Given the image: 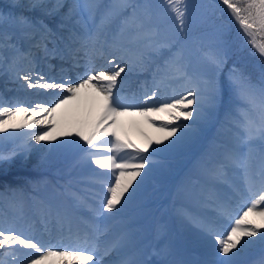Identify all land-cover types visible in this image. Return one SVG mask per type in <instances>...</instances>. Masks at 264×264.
Returning a JSON list of instances; mask_svg holds the SVG:
<instances>
[{"label":"snow or ice","instance_id":"obj_1","mask_svg":"<svg viewBox=\"0 0 264 264\" xmlns=\"http://www.w3.org/2000/svg\"><path fill=\"white\" fill-rule=\"evenodd\" d=\"M221 3L239 24L247 38L246 43L255 49L254 54L264 58V0H221ZM163 5L174 20L176 37L159 38L155 31L145 30L138 11L148 8L149 5L138 3L137 0H113L106 7L102 22L120 20L117 33L111 41L102 37L98 31L81 32L75 27L69 28L66 23L73 17H79L75 23L83 27V14L94 15L100 7L94 0H74L69 6L68 13L57 25L58 29L68 30L67 36L54 31L43 21L30 23L23 16L16 18L20 28L18 36L14 38L7 32L0 33V50L11 49L26 58L30 53H22L18 47V42L25 39L34 41L32 46L42 48L45 55H58L61 59L65 58V52H78L81 47L91 44L92 51L105 58L110 66L96 69L91 66L89 57L84 65V72L78 74L75 81L66 76L60 79L48 77L29 69L26 73L17 74L18 79L24 82L28 90H51L55 94L54 99L47 103L36 101L34 106H30L19 100L10 103L0 97V134L11 135L9 130H12L13 133L26 136L30 141L40 144L41 141H55L57 137L53 135V130L62 124L65 130H62L60 135L67 139L53 144L48 151L56 147L78 148L85 161H90L92 165L104 170L102 174L94 173L91 180V183L99 184L100 188L92 194L93 203L87 205L91 213L90 218L81 219L83 228L77 227L73 231L70 215L59 208H50L44 216L45 222L51 217L53 222L59 224L61 231L67 228L72 246L41 244L18 231L0 210V257H12L13 260L24 257L22 264H104V257L129 246L127 232L121 233L111 241H101L100 237L107 235L110 229L106 226L101 231L100 222L118 219V214L132 202L155 165L182 150L192 139L197 124L204 117L205 106L215 107L220 98L217 77L227 56L224 49L218 47L208 56L213 71L204 78L203 86L194 81L185 69L182 52L176 49L179 43L178 35L186 33L188 27L186 0H163ZM32 6L38 5L34 3ZM63 6L58 4L57 8ZM130 27L138 38L145 41L147 49L135 60L125 58L124 49L117 40V37ZM49 43L53 45L51 49L47 46ZM106 48L112 50L110 59L105 55ZM165 48L170 54L164 60L165 75L161 82L165 78L185 80L186 86L180 92L173 91L171 95L160 98L159 84H156L154 89L143 93L140 103L122 102V74L127 75L143 67L145 62L151 59V53L160 54ZM72 62L73 67L81 66L78 57L73 56ZM160 70L158 68V71ZM231 85L244 105L237 109L235 115L228 114L233 136L228 144L223 146L218 158L206 153L201 158L205 163L198 165L211 182L204 195L206 206L212 207L214 215L188 217V222L195 226L208 242V258L199 264H237V256L241 250L254 243L252 238H257L264 244V81L255 85L241 75L232 77ZM61 110H70L71 119L58 121L56 114ZM41 113L47 115H40ZM17 114H23L22 122H11ZM126 116L144 118V122L154 127L159 135H143L142 143L131 142L122 136L120 131L119 118ZM155 121L162 122L156 124ZM37 126L43 130H34ZM24 129L27 131H23ZM73 136L83 144L73 139ZM105 137L109 139H104ZM257 142L258 159L253 156ZM100 152L110 154L98 155ZM122 152L126 154L119 155ZM7 159L8 157L0 155V163ZM230 169L238 170L242 177L241 186L230 183ZM216 184H228L236 193V202L233 203V198L221 199L214 191ZM7 191L14 194L16 190L8 188ZM3 197L4 194L0 193V199ZM106 213L108 215H105ZM249 217H256L258 221ZM0 264H5L2 258ZM119 264L152 262L134 252ZM160 264L190 262L163 259ZM259 264H264V258H261Z\"/></svg>","mask_w":264,"mask_h":264},{"label":"rangeland","instance_id":"obj_2","mask_svg":"<svg viewBox=\"0 0 264 264\" xmlns=\"http://www.w3.org/2000/svg\"><path fill=\"white\" fill-rule=\"evenodd\" d=\"M34 1L37 2L36 4H38V7L41 6V4L43 2L53 1L54 3H53V8H52L53 10L52 11L59 13V12H61L62 9H65V11L62 12L64 14L63 17H65V15L68 13L67 9H69V6L74 3L71 0H34ZM68 1H71V2H68ZM103 1H105V0H103ZM201 1H202V5H204L209 0H201ZM12 2L16 6H18L22 3H25L26 0H0V11H1L0 13L3 14L4 11L11 13L7 7L11 8L10 6H11ZM80 2H83V0H80ZM137 2L141 3L140 0H137ZM159 2H162L161 4H163V1L160 0ZM98 3H99V0H98L97 4ZM58 4H63L64 6L57 8ZM193 7L202 8L203 6H200L198 4L196 6L193 5ZM155 9L156 10L161 9V10L158 12V14H155V13L151 14L150 11L152 10V12H153ZM97 10H100V8H98ZM144 12H147L146 16H144ZM225 13L227 14L226 11H225ZM138 14L141 16L143 14L144 18L141 20V22L144 25V29L147 31H155L157 33L158 37L160 36V33L163 32L164 29L174 26V20H172L171 14H169L166 11V7L164 5L154 6L149 11L146 10V8H142L138 11ZM6 17H7V15H3V17H0V33L3 30L12 31L13 29H16V30L20 29L18 24L16 23V21L8 23L9 22V20H8L7 23H4V20ZM161 17H162V19H161ZM45 19H42V21H44V23L46 22ZM154 19H157V21H158V22H156V24H157L156 27L149 28L150 23ZM27 20L30 23H36L39 21L38 19L31 20L30 18ZM75 21L76 20H73V18L71 19L72 23H75ZM56 24L58 25L57 22H56ZM75 28L78 29L79 27H75ZM112 35H114V34H112ZM189 42L191 43V41L189 39H187V40L181 39V40H179V43L176 45V47H179L181 49V52L184 55V57L188 58L187 62L189 64V67H188L189 74L192 77H194V81L199 82L201 84V86H203L204 78L207 77L211 71H213V68H212L211 64H209L206 61V59L199 52H196L194 44H192V43L190 44ZM137 48L138 47H136V51L137 52L140 51V48L138 50H137ZM137 55H138V53H137ZM126 57H127L126 59H130L132 56L128 54ZM135 57H136V55H134L132 57V60H135ZM108 58H111V56ZM136 71H134V72H136ZM12 76L14 77L15 74H13ZM217 78L219 81V79H220L219 74H218ZM153 83L155 84L156 82L154 81ZM228 85L229 84L226 82L224 84L221 83L219 85L221 87H224V89H226V94L230 92V88ZM12 87L13 86H11V88ZM154 88H155V86L152 89H154ZM220 90H221V88H220ZM173 91L179 92L178 89H176V88H174ZM159 93H161V90ZM171 94L169 93V90H165V96L171 95ZM22 95L21 96L24 99H26L25 101L27 102V104H31V106H34V102H36V99L29 98L28 96H26L25 89H24V93H22ZM225 98L229 100L228 102L230 105V109H227L228 106L226 104L223 105L219 102L216 103L215 107H209L206 105L205 109H204V113H205L204 117L197 124L196 131H195V134L193 135L192 139L187 143V145L182 150L179 151L180 153L177 156H175V154H174V155L168 157L167 159H165L162 163H157L155 165L154 170H153L154 173L156 170H161V171H163L162 169H165V170L161 173H155L156 176H154L153 172H151L149 177L140 186L136 196L133 198L132 202L129 205L134 204V203L147 202L150 198H153V197L159 196V195L165 196L167 198L166 200L172 204L177 202L178 196H181L182 192H184L186 190L181 186V183H183L182 181L190 179L191 176L197 175V173H198V176L199 175L201 176L203 174V173L201 174V172H202L201 168L198 167V165H203L205 163L201 160L202 156H204V154H206V153H209V154H211V156L213 158L219 157V154L223 151V146L227 145L228 141L233 136L232 124H231V120L228 118V114L231 113L232 115H235L237 112V109L244 106L243 101L235 93L232 94L231 96L228 95ZM22 117H23L22 114H17V116L11 122H14V123L22 122ZM69 119L70 118L67 117L64 121H67ZM157 122L158 121H155V123H157ZM127 124H129V123H127ZM128 127H129L128 130L121 132V135L126 137L128 140H130L131 142L134 143L135 141L132 138V134L135 135L134 130L130 129L131 126H128ZM62 130H65L63 128L62 124L58 125L53 130V135L56 136L57 139L55 141H52L50 148L52 147L53 144H59L62 140L67 139L66 137H63L60 135ZM142 130H140V129L137 130L138 133L142 134L141 140L139 141L140 143H142L143 135L156 136V135H152L151 133H149V131H142ZM9 131H10L11 135L0 134L3 136V138H5V139L7 138V139L12 140V142H10V143L5 144L2 142V144H0V149H3L2 151H0V153H2V152L5 153V152L9 151V149L11 147H12L13 151L8 153L9 154L8 159L6 161L0 163V167L5 165V164H10L12 161H14V158L17 155H23L24 152L28 151L24 148V146H25L24 144H26L27 137L26 136H20V135H18V133H16L17 135L15 136V133H13L12 130H9ZM23 131H26V129H24ZM209 132H211L212 135H215V139L212 137L210 138ZM72 138L77 140V138L75 136H73ZM13 139H16L17 144H15V141H13ZM104 139H108V138L105 137ZM78 142L80 144H83L82 141H78ZM14 149H16V150H14ZM127 151L130 152L131 150H127ZM48 152H49V155H48V162L47 163L45 162L46 160L40 159V158H38L36 163H42L43 165H47L52 160L53 161V164L51 165L52 167L57 168L58 172H66L67 173L63 177L64 179L62 181H59V183L57 182V185H55V181H53V182L51 181L50 176H43L41 174L39 175L38 173L30 174V173L26 172L23 168H22V170H18V171H14V172L13 171L8 172L6 174V176H4V178L0 179V188H2V185L7 183V184L11 185V186H8V188H12V189L16 190L14 194H17L19 196L18 202L20 205V206L13 205L12 200H11L12 198L9 195H7L4 191L0 190V192L4 194L5 202L8 203L9 207L11 205V207L13 208V213L5 212L1 204H0V210H2L6 214L8 220H12V221H14V223L16 225H20L21 229L26 233L25 235L28 237H30V236L27 233L29 231L34 232L35 228H33V223H31V222L26 223L24 218L29 213H31L32 215H36V214H38V211H40V210L44 211L45 208L47 207L46 206L47 203H49L51 205L50 206L51 209L59 208L61 210L67 211L68 214L70 215V217H72L74 219V216L71 213L70 209L65 208L63 206L60 207V205H61L60 199L61 198L64 202L67 201L66 197L62 196V194H61L62 191H60L57 188L58 184H61L60 182H63L62 184H65L71 178H73V180H74L75 179L74 176H79V177H82L83 179L81 178V180L80 179H75V180H80L82 183L89 186L87 189H94L93 188L94 185H99V184L91 183V180L93 178L94 173L95 174H101V172H103L102 170L98 169L95 165H92L90 163V161H85V159L83 158L82 152L78 148H75V147H56L54 150L48 151ZM101 154L109 155L110 153L109 154L105 153V152H100V154L98 153V155H101ZM125 154L126 153L122 152L119 155L123 156ZM0 155H2V154H0ZM3 156L6 157L5 154H3ZM67 156H69V157L67 158ZM253 156L256 159H258L259 142H257L256 151L253 153ZM69 158H73V159L69 160ZM157 159L159 160V157H157ZM237 172H238V170H233V169L229 170V173L231 175L236 174ZM0 174H2L1 169H0ZM83 176H85V177H83ZM198 181H200V180H198ZM220 185L221 184H217L214 187V189H218ZM146 186L150 190L148 193L144 192V187H146ZM208 187L209 186L207 185L206 187H204L203 190L206 191ZM56 188H57V191L59 192V195H57L58 192L57 193L55 192ZM99 188H100V186H99ZM31 190H33V191H31ZM37 190H38V195L36 194ZM34 191H36V192H34ZM55 193H56V195H55ZM190 193L191 194L189 196V199L191 201H193V196L195 197V194L198 193V190H196L195 188H192L190 190ZM31 197H33V198L31 199ZM58 201H59V203H58ZM141 208H143V207H141ZM156 209H158V207ZM182 210L185 213H191L192 212L190 207H186ZM42 215L44 216L45 214L43 213ZM182 217H184L182 219H184L186 221L185 214ZM51 221H53V219L50 220V222ZM153 221L154 220H148L147 222H145V224H151ZM157 222L160 225V229L163 226L165 228L167 225V220L163 215V208L160 209V211H159ZM43 231L44 230H40L41 233H43ZM196 243H197V241H196ZM21 251H26V250L21 249ZM0 258H2L5 261V264H12L14 262H15L14 264H17L16 261H20L18 263L22 264V262L25 260L24 257H18L17 260H13L12 257H0Z\"/></svg>","mask_w":264,"mask_h":264},{"label":"bare ground","instance_id":"obj_3","mask_svg":"<svg viewBox=\"0 0 264 264\" xmlns=\"http://www.w3.org/2000/svg\"><path fill=\"white\" fill-rule=\"evenodd\" d=\"M34 3L36 4L37 2L34 1V0H26L25 3H22V4L18 5V6H16L12 2L11 3V6L9 5L11 8H9V7H7V8L10 10L11 13H15V11H17V9L24 10L27 14H23L21 16H23V17L26 16V17L30 18L31 20L38 19L39 21H42V19H45L46 18L45 19L46 20L45 24H47L52 29L57 28V25L55 23L62 21V19L64 18L63 17L64 14L62 12H64L65 9H62L61 12H59V13L58 12H55V11H52L53 10L52 9L53 8V3H54L53 1L43 2L41 4V6H39V7L38 6L37 7H33L32 5ZM160 10L161 9H157L155 11V14H158V12ZM98 11L99 10H97L95 16L97 14H99ZM103 13L104 12H102L100 14L101 17L103 16ZM3 15H10V14H9V12H5L4 11L3 12ZM57 16H59V17H57ZM11 18H13V21L12 22H15L16 21L15 20L16 18L13 15L11 16ZM143 18L144 17H142V18L140 17V20H142ZM6 19H9V18H6ZM77 19H79V17H73V20H77ZM69 21H71V20H69ZM119 23H120V20L119 19H116V20H114V21H112V22H110L108 24L102 22V20H101L98 24L95 25L94 30H89V31H92V32H97L98 31L99 34L102 37H106L109 40L108 33H106V32L111 31V30H113V31L116 30L117 31L118 26H119ZM72 24L74 25L75 23H72ZM79 26H81V25H79ZM130 29H131L132 33L134 35H136L134 29L131 28V27H130ZM130 29H128V30H130ZM25 30H27V29H25ZM2 32H7L9 35L16 36V33H20V29H17V30L16 29H13L12 31H10V30H3ZM135 40H136L137 43H141L139 45V48H140V51L141 52L147 51V49H146V43H145V41L143 39L138 38L137 35H136ZM74 47H79V46H74ZM121 47H122V49L125 48L124 46H121ZM166 49L167 48L162 49L161 52H163ZM80 51L84 53L83 56L86 55V54H91L93 57L99 56L97 53H95V52L92 51L91 44L87 45V47H81L78 52H80ZM111 51L112 50L110 49L109 54L111 53ZM166 51H168V49ZM75 53L76 52L71 53V55H74ZM137 53L138 52L135 49L131 48V49H127L126 52L123 55L126 57L127 54H129L132 57L134 55H136V57H137L139 55V54L137 55ZM151 54H156V53H151ZM117 55H119V54H117ZM136 57H135V59H136ZM30 58H31V56H29V58L28 57L27 58L26 57L25 58L21 57V59H22L21 61H15V62H12V61H9L8 62L7 61L5 63V65L2 68H0V82L3 79L7 78L8 76H11V75L15 74V76H14L15 77V80L14 81H16L17 84H15V86H13L12 88H11V85H10L9 86L10 88H8V90L6 91L7 94H9V95L11 94L10 96L9 95L7 96L8 100L15 98L16 101L19 100L22 103H27L25 101V99L21 96V94L24 93V89H25L26 96H28L29 98H34V99H36V101L38 100V101H42V102L47 103V102H49V101H51L52 99L55 98V94L51 90H49L47 92H45L44 90H39V89L28 90L26 88V86H24V82L22 80H19L18 79V75L17 74L26 73L27 71H29V69L27 71H24L23 68H20V70H17V68L20 67V64L23 61L26 64H29V61H31ZM100 66L107 68L106 66H103V65H100ZM37 70L39 72L43 73V74H46L48 77H54L56 79H59V76H57L56 74L48 75L41 68L39 69V67H37ZM141 70L142 69H139V72L135 73L134 76H131V78H133V79L136 80L135 85H136L137 82H139L140 84H142V83L145 82V84H146V81L144 79H140V75L142 74V71ZM162 70H163V68H162ZM66 76L67 77H71V79L73 81H75L76 78H77V77L73 76V74H67ZM189 76L192 77L191 75H189ZM8 78H10V77H8ZM131 78H129V79H131ZM192 78L194 80V77H192ZM172 80L173 79H167L162 84V87H163L162 89H164V87H167V90H169V93L170 94L173 93V89L174 88L178 89V91L180 92L186 86V84H185L186 81H184V80L179 81L176 84H168L169 82H172ZM135 85H133L131 87V89H133L135 87ZM159 96H160V98H164L165 97L164 90H161V93H159ZM142 97H143V95H140L138 102H135V103H140L141 100H142ZM149 103H151V101H149ZM129 104H131V103H129ZM29 105L31 106V104H29ZM40 115L46 116L47 114L41 113ZM56 115H57V120L58 121H64L67 117H69L70 119L72 117V113H71L70 110L69 111L61 110V112L58 113V114H56ZM15 117H13L12 120H14ZM36 118H39V117H32V119H36ZM119 120H120V131L121 132L128 130V128H129L128 126H131L130 129L131 130H134V134L136 135L135 136V135L132 134V138L135 141L134 143H137V144L140 143L139 141L141 140V135L142 134L137 132V130H139V129L142 130L144 128L142 131H149V133H151L152 135H159L155 131V128L154 127H150L147 123L144 122V118H142V117H139V116H126V117H120ZM161 122L162 121H158L156 124H159ZM127 123H129V124H127ZM34 130H41L42 131L43 129H40L39 126H37V129H34ZM26 131H27V129H26ZM16 135L17 134L15 133V136ZM77 140H78V138H77ZM51 144H52V142H47V141H41L40 144H36L35 141H30L27 138L26 139V144H24L25 145L24 148L26 150H28V151L27 152H24L23 155H17L14 158V161H12L10 164H5V165L1 166L0 169L2 171V174H0V179L1 178H4V176H6V174L8 172H12V171L14 172V171L22 170V168H23L26 172H28L30 174H32V173H38L39 175L41 174L43 176H50L51 181L54 180L55 183L56 182L59 183V181H62L64 179L63 177L65 176V174L64 173H61V172H58L57 171V168H54V167L51 166L53 164V161L52 160L47 165H43L42 163H36L37 160H38V158L46 160L45 161L46 163L48 162V155H49L48 149L50 148ZM102 171L104 172V170H102ZM103 172H101V173H103ZM240 178H241V176H240ZM236 179H239V178H236ZM60 183L62 185L63 182H60ZM5 185L7 186V183H5L2 186L5 187ZM230 198H232V197H230ZM221 199H227V198L222 197ZM233 203H235L234 199H233ZM199 209H201V207ZM249 218L250 219H256L258 221V218H256V217H249ZM47 222H45V220H42V225L43 226H46L47 225ZM121 228H123V227H120L119 229H121ZM138 234L140 235V239H138L137 241L141 242V240L143 239L144 233H142V232L141 233L136 232L135 235L137 236ZM145 235H144V237H145ZM252 239L254 241V243H252L253 244L252 247L255 246V245H257L258 246V250H259V248L261 247L262 244L260 243V241L257 238H252ZM69 241H70V239H69ZM62 246H70V245L68 243H66V245H62ZM249 247H250V245L247 248H244V249L241 250L240 254L237 256V264H244L245 263V257L246 256H249L247 254L249 252H253L252 249L249 252H245V250L248 249ZM115 257H116V253H115V251H113L110 256L104 257V264H118L117 261H118L119 258L118 257L115 258ZM260 258H264V254H260ZM121 260H123V258H121ZM18 262H20V261H16L17 264H20ZM14 263H12V264H14Z\"/></svg>","mask_w":264,"mask_h":264},{"label":"trees","instance_id":"obj_4","mask_svg":"<svg viewBox=\"0 0 264 264\" xmlns=\"http://www.w3.org/2000/svg\"><path fill=\"white\" fill-rule=\"evenodd\" d=\"M160 0H145L147 4ZM163 1V0H161ZM188 12V27L186 33H181L178 38L189 39L209 63L208 56L218 47H222L227 53L226 62L219 69V84L226 82L230 92L220 93L219 103L226 104L230 109L229 100L225 97L234 94L231 85L232 77L241 75L253 84L259 85L264 81V58L254 54L255 49L246 43V37L240 29L239 24L232 18L226 6L221 0H209L202 5L201 0H186ZM203 6L202 8L193 5ZM227 12V14L225 13ZM175 28L166 33L165 37H176ZM258 39H260L258 37ZM190 43V42H189ZM210 64V63H209ZM212 66V65H211ZM233 69L235 71L233 72ZM10 143L0 135V144ZM3 149H0L2 151Z\"/></svg>","mask_w":264,"mask_h":264}]
</instances>
